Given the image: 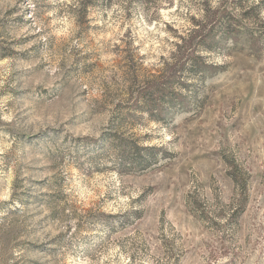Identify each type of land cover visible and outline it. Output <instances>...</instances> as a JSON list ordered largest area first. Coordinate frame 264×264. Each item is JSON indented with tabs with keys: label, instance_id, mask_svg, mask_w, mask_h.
<instances>
[{
	"label": "rangeland",
	"instance_id": "374dc122",
	"mask_svg": "<svg viewBox=\"0 0 264 264\" xmlns=\"http://www.w3.org/2000/svg\"><path fill=\"white\" fill-rule=\"evenodd\" d=\"M78 2L0 0V264H264V0ZM224 9L244 30L204 51L218 70L195 78L193 107L116 130L163 147L160 163L116 167L101 148L115 105ZM234 165L243 214L200 221L191 198L224 213Z\"/></svg>",
	"mask_w": 264,
	"mask_h": 264
},
{
	"label": "trees",
	"instance_id": "16d2710c",
	"mask_svg": "<svg viewBox=\"0 0 264 264\" xmlns=\"http://www.w3.org/2000/svg\"><path fill=\"white\" fill-rule=\"evenodd\" d=\"M94 1L79 0L78 5L85 12ZM218 11L207 10L203 21H198L187 34H180L179 42L174 44L169 59H164L157 74H153L150 79L137 80L140 82L137 89L127 92V98H121L115 105L113 126L102 136L101 148L109 144L113 146L117 156L116 167L126 171L147 170L160 163L159 152H162L163 147L142 148L132 137L118 134L116 130L124 123L131 120L135 122L145 115L154 122L164 123L172 120L173 113L193 107L189 93L195 85V78L205 77L218 70L217 65L203 55L204 51L230 50L229 41L232 39L237 43L236 33L244 30L237 24L233 13L225 9ZM251 37L255 47L258 38L253 34ZM230 175L236 185V192L233 202L226 205L224 213L212 215L208 210V202L191 198L192 212L200 221L209 223L217 215L223 214L227 226L235 224L243 214L248 196L247 181L242 180L243 171L237 165L233 166Z\"/></svg>",
	"mask_w": 264,
	"mask_h": 264
}]
</instances>
